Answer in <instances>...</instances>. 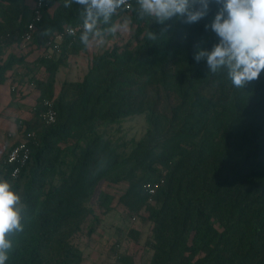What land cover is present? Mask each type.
I'll use <instances>...</instances> for the list:
<instances>
[{"label":"trees","instance_id":"obj_1","mask_svg":"<svg viewBox=\"0 0 264 264\" xmlns=\"http://www.w3.org/2000/svg\"><path fill=\"white\" fill-rule=\"evenodd\" d=\"M221 7L210 0L198 22L159 24L139 18L132 0L113 17L130 14L127 43L93 54L80 43L81 31L75 41L66 37L58 57H46L53 33L82 23L83 6L44 0L26 43L35 0H0V84L27 63L16 53L3 58L13 44L33 43L34 65L45 70L28 77L40 95L12 143L28 140L29 161L17 177L6 156L0 161V178L26 205L24 231L12 237L6 264H83L77 239L121 209L152 223L149 264H264V71L238 89L226 70L214 74L206 59L195 60L219 42L211 23ZM73 56L85 57L88 71L57 93L59 69ZM45 99L55 105L52 123L42 118ZM142 113L148 128L129 152L101 130ZM148 182L158 184L155 194ZM120 257L132 264L131 256Z\"/></svg>","mask_w":264,"mask_h":264},{"label":"clouds","instance_id":"obj_2","mask_svg":"<svg viewBox=\"0 0 264 264\" xmlns=\"http://www.w3.org/2000/svg\"><path fill=\"white\" fill-rule=\"evenodd\" d=\"M215 2L222 7L215 15L211 29L219 42L211 51H198L195 60L206 59L214 74L226 70L231 84L244 89L264 71V0ZM209 3L210 0H136L139 18H150L159 24L174 17H183L186 23L198 22L207 15ZM73 4L83 6L79 13L82 22L79 40L85 47L102 46L109 36L130 31L128 18L113 21L118 11L131 8L129 0H63L65 8H71ZM68 34L75 35V31L69 29ZM147 39L155 41L157 37L149 31ZM25 212L22 195L14 191L7 180L0 178V264H6L9 259L14 247L12 237L24 231Z\"/></svg>","mask_w":264,"mask_h":264},{"label":"rangeland","instance_id":"obj_3","mask_svg":"<svg viewBox=\"0 0 264 264\" xmlns=\"http://www.w3.org/2000/svg\"><path fill=\"white\" fill-rule=\"evenodd\" d=\"M123 18L130 20L129 13H123L119 21ZM130 31L127 33H117L109 36L102 46H91L93 54L104 51L112 47L115 43L120 45L127 43ZM16 53L27 56V63L9 71L6 80L0 84V161L10 155L12 143L18 139L20 120H27L33 114L34 108L40 92L31 88L28 77L34 74L36 78H42L45 70L42 66H35L38 52L35 51L33 43L13 44L5 50L3 58L8 54ZM51 54L58 57L56 50ZM29 66V67H28ZM88 71V60L82 56H73L62 65L57 75L56 92L60 89L64 81L82 80ZM15 90V92H14ZM148 128L146 114H136L115 124H105L102 131H107L117 144L129 152L133 142L139 140ZM15 135L10 137L9 133ZM100 189L97 190L95 198L98 197ZM111 192L117 193L118 188H113ZM152 223L145 222L139 215L128 212L124 209L108 213L100 222V225L92 236L82 234L77 239L81 247L84 248L83 264H115L123 261L122 255L132 257V264H149L152 256V249L146 245V240L150 236ZM130 230L137 231L139 236L131 234ZM128 264V263H127Z\"/></svg>","mask_w":264,"mask_h":264},{"label":"built area","instance_id":"obj_4","mask_svg":"<svg viewBox=\"0 0 264 264\" xmlns=\"http://www.w3.org/2000/svg\"><path fill=\"white\" fill-rule=\"evenodd\" d=\"M130 4H132V0H129ZM44 0H35V9H34V17L27 25V29L23 33V37L25 42H30L34 39V33L36 24L38 21L42 18V9H43ZM126 9V10H130ZM69 29H72L75 31V35H69L68 31ZM82 31V23L76 25L67 27L63 31H56L53 33L49 41L47 43L48 48L46 50L49 51V53H46V57H55L54 54H51V51L56 50L57 53L60 54L61 52V46L63 42L65 41L66 37L71 38V41H75L78 37V34ZM58 54V55H59ZM44 106L45 109L42 112V118L46 120L47 123H52L56 120V110L53 100L45 99L44 100ZM35 109V108H33ZM10 137H13L15 133L12 132L9 133ZM32 135V134H31ZM30 149L28 140H21L17 144H13L10 149V155L8 156L7 163L14 166L13 168V176L17 177L19 173L21 172V169L25 167V165L28 163L30 158ZM158 184H154L152 182H148L146 184V189L148 192L152 195L155 194L157 191ZM115 264H121V263H115Z\"/></svg>","mask_w":264,"mask_h":264}]
</instances>
